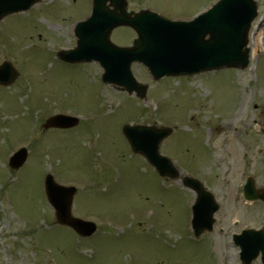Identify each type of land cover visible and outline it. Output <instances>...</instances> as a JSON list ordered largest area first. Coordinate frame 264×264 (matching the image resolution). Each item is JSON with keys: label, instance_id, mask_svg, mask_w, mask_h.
Masks as SVG:
<instances>
[{"label": "rangeland", "instance_id": "374dc122", "mask_svg": "<svg viewBox=\"0 0 264 264\" xmlns=\"http://www.w3.org/2000/svg\"><path fill=\"white\" fill-rule=\"evenodd\" d=\"M127 1L129 9H157L182 19L210 4ZM258 3L263 16L264 1ZM89 9V0H41L0 21V62L7 59L19 71L11 86L0 85V264H241L232 233L264 228V204L246 202L239 190L246 171L256 187L264 186V26L254 31L259 45L252 48V64L238 73L222 68L197 79L156 82L142 65L133 64L134 75L148 83L141 101L103 84L97 63L57 58L59 48L75 44L71 27ZM133 37L126 27L111 34L122 45ZM57 112L78 115L79 125L43 130L42 122ZM227 120L230 127L216 131L213 125ZM128 122L174 128L160 152L181 175L200 179L214 194L220 208L211 232L193 236L194 193L180 178L163 179L131 152L122 132ZM21 146L28 149L27 161L12 171L8 156ZM47 172L77 186L72 213L95 221L93 236L77 243L69 228L54 225L42 193Z\"/></svg>", "mask_w": 264, "mask_h": 264}, {"label": "water", "instance_id": "95a60500", "mask_svg": "<svg viewBox=\"0 0 264 264\" xmlns=\"http://www.w3.org/2000/svg\"><path fill=\"white\" fill-rule=\"evenodd\" d=\"M38 0H0V17L8 12L26 8ZM105 0H95L91 16L75 27L78 38L74 50L62 52V59L68 61H82L95 59L103 66L102 80L114 85H120L129 93L135 90L139 96L144 95V87L137 84L129 71L133 60L143 62L155 78L162 75L193 73L202 69L214 68L222 64H236L245 66L247 55L242 51L245 43V32L252 15V6L249 0H222L217 12L221 17L218 24L204 21L196 25L192 22H170L150 11L127 13L123 0H110L113 10L107 8ZM233 3H229L232 2ZM95 7H97L95 9ZM127 24L138 33L134 46L117 48L109 42L111 29L117 25ZM204 24V29L200 30ZM212 35V40L204 41L203 33ZM216 41V42H215ZM196 62L187 65L190 53L202 54ZM217 59L218 61H214ZM226 62V63H225ZM187 65V66H185ZM17 76V72L8 65L0 67V82L10 83ZM75 118L64 115H55L46 120L44 127H69L75 125ZM125 133L132 150L139 152L156 167L161 175L171 178L177 176V170L171 162L161 156L158 151L160 140L169 133V129H153L144 126H124ZM25 150L15 153L10 163L17 167L25 160ZM183 183L193 188L197 198L192 206V228L198 236L202 231L212 228L214 219L212 213L217 209L213 198L207 194L199 183L191 178H183ZM251 182L245 188V197L260 198L264 201V192L258 193L251 188ZM45 188L50 203L53 205L58 223L73 227L81 235H89L95 229L92 222L74 218L70 214V205L74 188L57 185L50 175L45 179ZM243 250L242 256H255L258 250L264 252V236L262 232L253 230L243 231L236 236ZM264 254V253H263ZM248 259V258H247Z\"/></svg>", "mask_w": 264, "mask_h": 264}, {"label": "bare ground", "instance_id": "6f19581e", "mask_svg": "<svg viewBox=\"0 0 264 264\" xmlns=\"http://www.w3.org/2000/svg\"><path fill=\"white\" fill-rule=\"evenodd\" d=\"M254 42H255V40H254ZM227 127H230L227 122H221L218 125V130H223L224 128H227ZM229 146L233 148L232 144H230Z\"/></svg>", "mask_w": 264, "mask_h": 264}]
</instances>
